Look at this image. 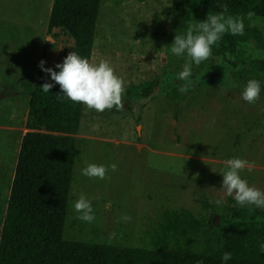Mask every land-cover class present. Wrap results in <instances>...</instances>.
<instances>
[{"label":"rangeland","instance_id":"rangeland-1","mask_svg":"<svg viewBox=\"0 0 264 264\" xmlns=\"http://www.w3.org/2000/svg\"><path fill=\"white\" fill-rule=\"evenodd\" d=\"M51 2L0 0V229L21 138L29 131L30 89L41 52L46 46L44 67L55 68L73 47L64 31L46 33ZM198 22L191 10L175 9L172 0H102L89 62L107 60L123 78L124 110L97 113L83 105L72 135L65 240L149 248L163 214L184 210L204 223L191 240L200 247L216 237L224 221L264 227V209L235 206L221 189L219 174L226 159H245L254 166L241 178L264 191V42L244 37L257 30L264 41V19L246 18L243 35L225 34L208 60L193 63L195 86L181 93L185 82L177 75L187 57L170 48L175 34ZM250 79L261 83L254 104L242 99ZM88 163L108 167L109 178L83 176ZM81 194L92 202L91 223L77 219L74 202ZM124 215L131 221H123Z\"/></svg>","mask_w":264,"mask_h":264},{"label":"trees","instance_id":"trees-1","mask_svg":"<svg viewBox=\"0 0 264 264\" xmlns=\"http://www.w3.org/2000/svg\"><path fill=\"white\" fill-rule=\"evenodd\" d=\"M101 3L52 0L47 35L55 29L64 31L73 40L71 51L89 60ZM220 4L228 6V14L243 17L244 23L249 11L264 19V0H172L175 9H189L200 21L208 12L221 11ZM249 35L264 42L257 30L244 37ZM45 82L54 84L38 66L25 124L29 131L21 138L1 223L0 264H264L260 252L264 227L237 219L224 221L216 237L200 247L191 240L204 223L185 210L163 214L149 248L65 240L76 147L72 135L82 120L83 104L58 96L62 94L58 84L43 92L40 86ZM225 251L232 253L227 262L221 259Z\"/></svg>","mask_w":264,"mask_h":264},{"label":"clouds","instance_id":"clouds-1","mask_svg":"<svg viewBox=\"0 0 264 264\" xmlns=\"http://www.w3.org/2000/svg\"><path fill=\"white\" fill-rule=\"evenodd\" d=\"M222 9L219 12H208L204 20L190 24L183 34H175L170 51L177 57L186 56L183 70L177 75V79L184 81L180 86V92L185 93L194 87L193 63L199 66L203 61L210 58L212 46L218 44L225 34L243 35L245 24L241 16L228 14V6L220 4ZM249 21L256 14L249 11L247 14ZM44 61L39 62V67L46 72L54 84H58L64 98L83 104L88 111L94 110L103 113L105 110L115 108L117 111L124 110L122 96L125 93V81L115 74L114 68L107 60H100L98 63H91L88 59L82 58L77 52L70 51L62 63L55 65L59 71L53 68H45ZM53 83L45 82L41 85L43 92H50ZM261 93V83L256 79H250L242 92V99L254 104L259 99ZM253 164L245 159L233 157L224 161V168L219 173L222 175L221 189L226 196L232 197L235 206L249 207V211L255 208L264 209V191L250 186L246 179L241 178L240 173L247 168L249 172L253 169ZM112 171H116L117 165L112 164ZM108 167L95 163H88L81 169V174L89 178H99L104 180L107 176ZM212 202V201H210ZM215 204L223 203L221 199H216ZM74 210L79 214L77 219L91 223L95 220L94 209L91 200L84 194L74 202ZM125 222H130L132 217L124 215L121 218ZM115 237L112 233L111 238ZM260 252L264 253V243L260 244ZM232 258V253L225 251L221 257L227 262ZM197 264H202L198 261Z\"/></svg>","mask_w":264,"mask_h":264},{"label":"water","instance_id":"water-1","mask_svg":"<svg viewBox=\"0 0 264 264\" xmlns=\"http://www.w3.org/2000/svg\"><path fill=\"white\" fill-rule=\"evenodd\" d=\"M215 221V220H214Z\"/></svg>","mask_w":264,"mask_h":264}]
</instances>
